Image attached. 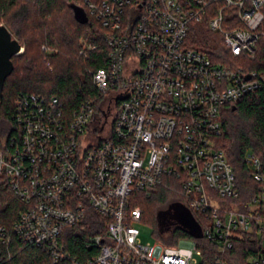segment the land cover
<instances>
[{
    "label": "built area",
    "instance_id": "2783aa9c",
    "mask_svg": "<svg viewBox=\"0 0 264 264\" xmlns=\"http://www.w3.org/2000/svg\"><path fill=\"white\" fill-rule=\"evenodd\" d=\"M75 4L106 28V65L89 70L103 100L73 112L57 96L17 98L18 132L0 138V189L22 204L13 235L52 264H264L262 160L246 152L252 182L243 183L217 144L224 108L262 89L264 71L215 60L187 42L194 22L206 20L232 55L254 56L264 0ZM96 48L83 39L80 53ZM159 187L197 214L199 238L141 240L134 223L142 211L133 204ZM71 238L81 251L69 248ZM0 239L11 242L6 227Z\"/></svg>",
    "mask_w": 264,
    "mask_h": 264
},
{
    "label": "trees",
    "instance_id": "16d2710c",
    "mask_svg": "<svg viewBox=\"0 0 264 264\" xmlns=\"http://www.w3.org/2000/svg\"><path fill=\"white\" fill-rule=\"evenodd\" d=\"M71 3L75 0H0V25L5 24L24 47L23 53L12 58L14 70L6 78L0 97V138L17 134L13 114L15 102L23 93L57 96L66 109L73 112L91 98L97 104L103 100L92 83L89 70L106 65L109 50L106 28L89 11H86L88 21H79ZM203 25H192L187 39L190 46L200 47L215 60L238 63L247 71H264V21L254 56L243 53L235 57L224 39L208 28L206 20ZM83 39L97 46L88 57L80 53ZM222 116L223 130L217 144L226 151L240 181L250 183L252 179L244 163L247 151L259 155L264 171V87L244 95L237 103L228 104ZM137 198L133 206L141 208L142 221L148 220L154 225L157 238L170 244L180 237L193 236L182 226L161 230L159 213L180 199L175 192L159 187L152 196L140 194ZM21 207L12 190L1 187L0 227L7 228L12 240L3 243L0 239V264H52L45 251L24 244L13 235ZM166 237L169 238L166 240ZM198 240L202 244V239ZM68 246L74 251L82 250L78 238L69 240Z\"/></svg>",
    "mask_w": 264,
    "mask_h": 264
},
{
    "label": "rangeland",
    "instance_id": "374dc122",
    "mask_svg": "<svg viewBox=\"0 0 264 264\" xmlns=\"http://www.w3.org/2000/svg\"><path fill=\"white\" fill-rule=\"evenodd\" d=\"M203 24H204L203 22H197L195 26L201 27V26H204ZM13 36L16 37L14 34ZM197 48H200V47H197ZM23 52H24V47L21 53ZM158 218H159L160 226L166 229H171L174 226H182L186 228L189 232H191L193 236L200 235L203 233V226L198 220L197 214L192 209H190L181 199L175 201L174 203L169 205L166 209L162 210L159 213ZM134 225H136L140 229V238L143 242L155 243L156 241H160L164 244H167L166 242L157 238L155 234V227L150 221L140 220V221L135 222ZM168 238L169 237H166V240Z\"/></svg>",
    "mask_w": 264,
    "mask_h": 264
},
{
    "label": "water",
    "instance_id": "95a60500",
    "mask_svg": "<svg viewBox=\"0 0 264 264\" xmlns=\"http://www.w3.org/2000/svg\"><path fill=\"white\" fill-rule=\"evenodd\" d=\"M75 12V17L82 23L88 21V16L84 8L81 6L71 3ZM23 50V45L18 38L13 36L11 30L5 25H0V97L3 95V89L6 78L13 72L14 63L12 58L18 55ZM162 231L167 229L161 227ZM196 235V236H201Z\"/></svg>",
    "mask_w": 264,
    "mask_h": 264
}]
</instances>
